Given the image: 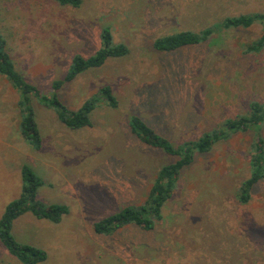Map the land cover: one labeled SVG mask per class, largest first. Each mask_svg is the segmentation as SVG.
<instances>
[{
    "label": "rangeland",
    "instance_id": "rangeland-1",
    "mask_svg": "<svg viewBox=\"0 0 264 264\" xmlns=\"http://www.w3.org/2000/svg\"><path fill=\"white\" fill-rule=\"evenodd\" d=\"M264 12V0H0V26L16 68L42 92L62 78L74 53L99 47L111 28L129 53L66 82L59 90L70 110L112 87L118 105L103 99L90 125L72 130L34 101L41 147L19 130L18 94L0 76V215L21 188L28 164L44 181L38 198L69 208L59 223L25 213L13 224L18 241L43 248L39 264H264V177L240 203L249 177L253 131H238L198 154L182 170L152 229L129 224L110 234L94 222L127 205H142L158 169L177 159L141 142L128 124L138 115L174 144L195 140L227 118L264 102V47L246 52L261 34L258 22L224 28L200 44L171 52L153 48L159 36L200 31L226 16ZM261 136L264 139V124ZM0 264H21L0 242Z\"/></svg>",
    "mask_w": 264,
    "mask_h": 264
},
{
    "label": "trees",
    "instance_id": "trees-1",
    "mask_svg": "<svg viewBox=\"0 0 264 264\" xmlns=\"http://www.w3.org/2000/svg\"><path fill=\"white\" fill-rule=\"evenodd\" d=\"M53 1L60 6L72 8H78L82 3V0ZM256 22L261 26L260 37L250 44H245L244 47L246 52H259L264 47V12L226 16L198 32L186 29L159 36L153 40L152 46L160 52H171L200 44L224 28L248 27ZM99 40V47L92 54L84 56L74 53L63 77L53 80L50 91L45 93L16 68L9 51L7 35L0 26V76L4 77L18 94L19 130L34 150L40 149L42 141L35 119L34 101L52 109L58 120L72 130L90 125V115L101 99L112 107L118 105L109 84L101 85L97 93L85 99L76 110L68 109L59 96V90L66 82L72 81L84 72L102 67L110 59L124 57L129 53L125 43L114 41L109 26L102 27ZM128 124L131 132L141 142L166 154L174 155L177 159L158 169L146 201L142 205L124 206L94 222L93 229L97 233L110 234L129 224L139 225L147 230L152 229L155 220L161 217V208L174 191L182 170L190 166L198 154L210 151L216 142L227 139L235 132L253 131L249 177L241 182L236 195L237 200L246 204L251 199L252 188L264 177V139L260 132L264 124V102L251 100L245 113L227 118L216 129L202 133L195 140L180 144H174L156 133L138 115H131ZM20 175L22 181L20 192L6 203L0 215V242L21 264H39L46 260V251L34 244L18 241L13 233L14 221L25 213H31L37 219L59 223L68 213L69 208L63 203H45L39 200L38 190L43 186L44 181L28 164L21 165Z\"/></svg>",
    "mask_w": 264,
    "mask_h": 264
},
{
    "label": "crops",
    "instance_id": "crops-1",
    "mask_svg": "<svg viewBox=\"0 0 264 264\" xmlns=\"http://www.w3.org/2000/svg\"><path fill=\"white\" fill-rule=\"evenodd\" d=\"M55 3H56V2H55ZM20 217H21V216H20ZM17 219H18V218H17ZM17 219H16V220H17Z\"/></svg>",
    "mask_w": 264,
    "mask_h": 264
}]
</instances>
